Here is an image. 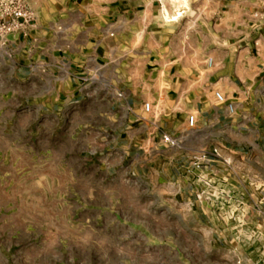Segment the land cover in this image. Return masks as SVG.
Wrapping results in <instances>:
<instances>
[{"label":"crops","instance_id":"obj_1","mask_svg":"<svg viewBox=\"0 0 264 264\" xmlns=\"http://www.w3.org/2000/svg\"><path fill=\"white\" fill-rule=\"evenodd\" d=\"M27 3L34 26L0 51V229L13 246L37 216L53 224L56 200L63 214L121 215L114 200H178L202 164L212 183L241 185L247 169L264 183V0Z\"/></svg>","mask_w":264,"mask_h":264},{"label":"rangeland","instance_id":"obj_2","mask_svg":"<svg viewBox=\"0 0 264 264\" xmlns=\"http://www.w3.org/2000/svg\"><path fill=\"white\" fill-rule=\"evenodd\" d=\"M206 170L178 183V200H114L121 215L63 214L56 200L53 224L37 216L17 247L0 229V264H264V183L252 169L241 185L212 183Z\"/></svg>","mask_w":264,"mask_h":264},{"label":"built area","instance_id":"obj_3","mask_svg":"<svg viewBox=\"0 0 264 264\" xmlns=\"http://www.w3.org/2000/svg\"><path fill=\"white\" fill-rule=\"evenodd\" d=\"M35 24V15L28 6L27 0H0V51L8 46V36L19 35L26 37ZM7 56H10L9 54ZM214 97L219 104L225 103L224 97L220 93H215ZM232 112V106L228 105ZM146 112L149 106L145 105ZM194 123V117H189V125ZM162 141L171 147L178 145L177 141L168 135L162 136ZM217 156V153L214 152Z\"/></svg>","mask_w":264,"mask_h":264}]
</instances>
